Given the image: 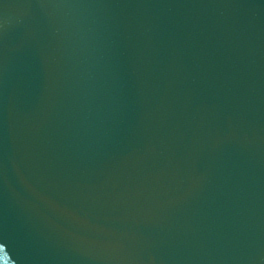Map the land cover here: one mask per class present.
I'll return each mask as SVG.
<instances>
[{
  "label": "water",
  "instance_id": "water-1",
  "mask_svg": "<svg viewBox=\"0 0 264 264\" xmlns=\"http://www.w3.org/2000/svg\"><path fill=\"white\" fill-rule=\"evenodd\" d=\"M0 216V264H264V0H0Z\"/></svg>",
  "mask_w": 264,
  "mask_h": 264
}]
</instances>
